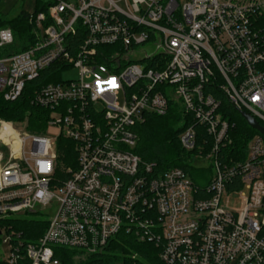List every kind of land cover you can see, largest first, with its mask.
I'll use <instances>...</instances> for the list:
<instances>
[{"label":"built area","instance_id":"1","mask_svg":"<svg viewBox=\"0 0 264 264\" xmlns=\"http://www.w3.org/2000/svg\"><path fill=\"white\" fill-rule=\"evenodd\" d=\"M35 1L34 43L0 29V94L17 101L54 65L79 79L34 95L54 140L0 119V221L57 207L35 243L0 226V264H60L56 247L94 255L133 230L166 264H264V136L239 160L220 110L224 97L264 127V0ZM156 41L161 53L133 59ZM171 106L182 149L210 166L206 186L180 168L155 176L133 153L136 127ZM60 139L73 144L69 161ZM235 194L242 208H225Z\"/></svg>","mask_w":264,"mask_h":264},{"label":"trees","instance_id":"2","mask_svg":"<svg viewBox=\"0 0 264 264\" xmlns=\"http://www.w3.org/2000/svg\"><path fill=\"white\" fill-rule=\"evenodd\" d=\"M29 15L25 12L16 17L8 18L0 16V29L11 28L16 36L24 43H34L33 27L30 25ZM79 44L82 37L78 36L71 40ZM60 69L57 65L51 66L37 79L29 82L21 95L15 102H7L0 94V119L6 122L22 123L28 121V130L33 131L31 122L39 121L46 123L48 112L33 104L35 93L44 85L58 83ZM224 118L235 125L231 130L234 151L239 154V160L246 154V147L255 135L260 133L252 129L244 120L241 111L236 110L230 102L222 97L220 107ZM182 115L176 107L171 106L165 116H148L145 123L136 127L139 140L133 153L140 157L143 162L154 164L155 176L163 174L172 168L184 170L198 186H206L210 180V169L202 172L191 164L193 158L186 153L180 144L179 136L183 131L181 127ZM261 126L263 124L261 123ZM64 148V157L62 149ZM73 144L65 139H60L58 151L60 159L69 161L74 158ZM66 156V157H65ZM206 173V175H204ZM47 220L41 219H6L0 221L1 227H8L15 233H20L28 243L38 241L46 231ZM10 231H8L10 233ZM143 231L133 230L131 233H119L108 245V247L97 254L86 255L77 250L66 248H54L55 259L60 264H166L160 258L161 250L154 242H141ZM1 245V239H0ZM76 259H79L78 262Z\"/></svg>","mask_w":264,"mask_h":264},{"label":"rangeland","instance_id":"3","mask_svg":"<svg viewBox=\"0 0 264 264\" xmlns=\"http://www.w3.org/2000/svg\"><path fill=\"white\" fill-rule=\"evenodd\" d=\"M35 9H36L35 0H0V16L13 18L22 12L33 13L35 12ZM139 50H140L139 53L133 56V59L136 62H140L143 59H145L146 55L152 56L161 53L163 51V48L161 47V43L156 41L140 47ZM58 78H59L58 82L76 81L79 79V70L74 67L68 68L65 71H61L59 73ZM31 126L34 132L27 130L30 133L46 135L53 140L58 136L57 130L53 128L49 129L46 123L33 121L31 122ZM2 152L5 154V157L7 158L8 151L6 149H2ZM190 165H192L194 168L199 169L202 172L208 171V169H210L208 163L200 164V167H198L194 163V161H192ZM204 175H206V173H204ZM243 193L247 194L248 192L244 191ZM242 203H243V196L240 194H235L231 197L224 195L222 198V205L229 210H240L242 208ZM56 209L57 207H53L50 209L37 208V211H39L41 215L29 213L27 215H21V217L26 219H41L48 221L54 216ZM2 254H3V249L0 248V256ZM76 260L78 262L79 259Z\"/></svg>","mask_w":264,"mask_h":264},{"label":"water","instance_id":"4","mask_svg":"<svg viewBox=\"0 0 264 264\" xmlns=\"http://www.w3.org/2000/svg\"><path fill=\"white\" fill-rule=\"evenodd\" d=\"M242 116L246 123L255 131L259 132L262 136H264V127L252 116L247 113H242Z\"/></svg>","mask_w":264,"mask_h":264}]
</instances>
